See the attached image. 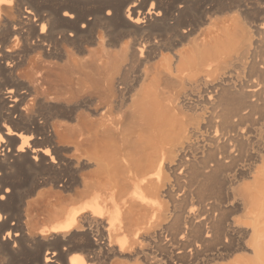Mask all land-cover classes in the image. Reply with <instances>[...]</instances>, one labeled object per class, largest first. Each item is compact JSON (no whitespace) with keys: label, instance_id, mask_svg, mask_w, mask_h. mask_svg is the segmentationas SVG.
Returning a JSON list of instances; mask_svg holds the SVG:
<instances>
[{"label":"bare ground","instance_id":"obj_1","mask_svg":"<svg viewBox=\"0 0 264 264\" xmlns=\"http://www.w3.org/2000/svg\"><path fill=\"white\" fill-rule=\"evenodd\" d=\"M247 177L264 0H0V264H264Z\"/></svg>","mask_w":264,"mask_h":264},{"label":"rangeland","instance_id":"obj_2","mask_svg":"<svg viewBox=\"0 0 264 264\" xmlns=\"http://www.w3.org/2000/svg\"><path fill=\"white\" fill-rule=\"evenodd\" d=\"M96 46V45H95ZM94 47V46H93ZM117 50H118V48H117ZM35 53H32L31 55H30V57H29V63L27 62V64H32L31 63V61H36V59H37V56H36V54L34 55ZM32 58V59H31ZM35 59V60H34ZM43 59V60H42ZM40 61H41V64H51L50 62H49V60H47V59H45V58H40L39 59ZM26 64V63H25ZM49 73H47V72H45V71H42V72H40L39 74H37V78H38V81H37V84H41V86L43 87V89H51V90H54L55 88H54V86H53V82L51 81V79H52V76H50V75H48ZM149 80H147L146 82H148ZM61 88H63L64 86L63 85H61L60 86ZM54 96V94L52 95V96H50V97H53ZM260 162H258V164H259ZM260 166H261V164H259ZM260 179H263V180H260ZM255 179L253 178V177H247V178H245L244 180H243V182H241V184H239L238 186H237V194H238V198H240V199H242V200H244V202H245V204L247 205V208H248V210L247 209H244V208H242V210L239 212V217L242 219V223H243V226H245V233H246V231H247V238L250 236V234H252V229H253V226H254V218L256 219V220H258L259 222H257L256 220V222H257V227H259V226H261L260 228H263L264 227V187H261L260 188V186H261V184L263 185L264 184V178H259V180H260V182L257 180V184L255 183V181H254ZM261 181L263 182V183H261ZM261 183V184H260ZM244 185V186H243ZM254 185H257L256 187L254 186ZM260 185V186H259ZM246 186H247V188H246ZM264 186V185H263ZM250 187V188H249ZM252 187V188H251ZM258 188H260V191L261 192H259V189ZM251 190V191H250ZM259 192V193H258ZM251 193V194H250ZM252 193H253V195H252ZM251 195V196H250ZM257 195H258V197H257ZM252 196H255V197H252ZM257 202V204H255V201ZM251 201V203H249ZM254 201V202H253ZM253 202V203H252ZM253 204H254V206H253ZM259 204V205H258ZM253 206V207H252ZM256 206H258V208L257 209H255L256 208ZM244 207V206H243ZM246 207V206H245ZM255 209V211H253L252 213H251V216H254V215H256V216H254V218L253 217H250V215L248 214V213H246V212H249V210L251 211V210H254ZM254 213V214H253ZM248 214V216H246ZM251 218H253V220L251 219ZM260 225H259V224ZM263 226V227H262ZM247 229V230H246ZM251 230V231H250ZM251 240V239H250ZM252 242V243H251ZM251 242H249V240H248V244L249 243H251L250 245H249V247L251 246V248H253V242L254 241H251ZM245 251L246 252H250V249L249 248H247V249H244L242 252L240 251V252H237V253H235V254H233L230 258H227V259H225V260H219V264H242V262L240 261V262H238L237 261V259L239 258L238 256H243V255H245V254H248V253H245ZM244 253V254H243ZM243 254V255H242ZM251 255V254H250ZM236 257V258H235ZM238 257V258H237ZM115 260V261H114ZM113 261V263H117V262H119L120 260L121 261H123V259H120L119 257L118 258H115ZM244 264V263H243Z\"/></svg>","mask_w":264,"mask_h":264}]
</instances>
